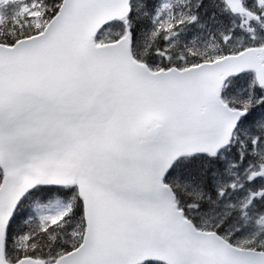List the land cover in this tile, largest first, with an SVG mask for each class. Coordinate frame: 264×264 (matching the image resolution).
Wrapping results in <instances>:
<instances>
[{
    "label": "snow or ice",
    "instance_id": "obj_1",
    "mask_svg": "<svg viewBox=\"0 0 264 264\" xmlns=\"http://www.w3.org/2000/svg\"><path fill=\"white\" fill-rule=\"evenodd\" d=\"M0 264H264V0H0Z\"/></svg>",
    "mask_w": 264,
    "mask_h": 264
}]
</instances>
